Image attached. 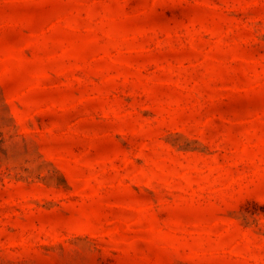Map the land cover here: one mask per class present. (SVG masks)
I'll return each mask as SVG.
<instances>
[{
    "label": "rangeland",
    "instance_id": "obj_1",
    "mask_svg": "<svg viewBox=\"0 0 264 264\" xmlns=\"http://www.w3.org/2000/svg\"><path fill=\"white\" fill-rule=\"evenodd\" d=\"M0 264H264V0H0Z\"/></svg>",
    "mask_w": 264,
    "mask_h": 264
}]
</instances>
